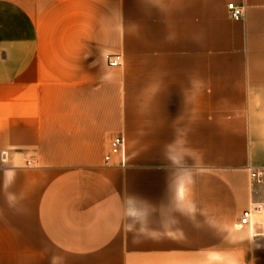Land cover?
<instances>
[{
  "label": "crops",
  "instance_id": "crops-1",
  "mask_svg": "<svg viewBox=\"0 0 264 264\" xmlns=\"http://www.w3.org/2000/svg\"><path fill=\"white\" fill-rule=\"evenodd\" d=\"M249 167L264 0H0V264H264Z\"/></svg>",
  "mask_w": 264,
  "mask_h": 264
},
{
  "label": "built area",
  "instance_id": "built-area-1",
  "mask_svg": "<svg viewBox=\"0 0 264 264\" xmlns=\"http://www.w3.org/2000/svg\"><path fill=\"white\" fill-rule=\"evenodd\" d=\"M228 11H229V15L234 21H238L245 16L244 15L245 7L239 5L236 6L234 3L228 5ZM123 62H124L123 56L118 54V56L110 57L108 64L112 68H118L123 65ZM124 149H125V140L123 139V137L120 136L113 138L110 143L109 152L104 157L106 164L108 165L111 164L113 160L118 157H121L122 158L121 163L125 164V159L123 157ZM247 171H249V176L253 187L264 188V167H259V168L249 167ZM262 211H263V205L261 203L254 204L252 208L245 210L240 217L239 227L243 228L245 226H252L255 216L260 215Z\"/></svg>",
  "mask_w": 264,
  "mask_h": 264
},
{
  "label": "clouds",
  "instance_id": "clouds-1",
  "mask_svg": "<svg viewBox=\"0 0 264 264\" xmlns=\"http://www.w3.org/2000/svg\"><path fill=\"white\" fill-rule=\"evenodd\" d=\"M129 215L130 216H136L137 213L134 210H131V211H129ZM128 228L130 229L131 228V225H128Z\"/></svg>",
  "mask_w": 264,
  "mask_h": 264
}]
</instances>
